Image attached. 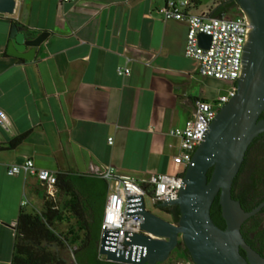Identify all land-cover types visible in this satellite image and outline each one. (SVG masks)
Returning <instances> with one entry per match:
<instances>
[{
    "label": "crops",
    "instance_id": "obj_1",
    "mask_svg": "<svg viewBox=\"0 0 264 264\" xmlns=\"http://www.w3.org/2000/svg\"><path fill=\"white\" fill-rule=\"evenodd\" d=\"M165 1L15 0L12 13H0V264H10L20 209L40 212L47 196L34 176L8 175V165L31 158L65 174L50 189L65 216L55 223L59 232L77 221L70 193L84 205L80 221L92 223L93 212L102 217L107 187L91 198L87 182L105 185L98 174L109 166L134 176L173 174L180 149L169 130L195 117L197 100H214L229 86L201 76L184 55L187 26L161 18ZM217 3L197 13L210 15ZM200 5L193 0L191 10ZM14 24L27 38L48 31L32 60L7 54Z\"/></svg>",
    "mask_w": 264,
    "mask_h": 264
},
{
    "label": "water",
    "instance_id": "obj_2",
    "mask_svg": "<svg viewBox=\"0 0 264 264\" xmlns=\"http://www.w3.org/2000/svg\"><path fill=\"white\" fill-rule=\"evenodd\" d=\"M251 25L245 33L240 75L235 94L219 108L203 133V140L192 153L182 176L177 198L157 204L158 208L179 207L177 222L169 221L142 205L140 231L127 234L124 249H110L107 234H100L98 252L109 261L128 264H156L167 260L182 241L193 264H264V257L244 240L240 227L264 206V200L244 210L231 196V186L251 141L264 132V0H237ZM15 0H0V13L10 14ZM48 36L43 31L27 38L26 28L12 26L6 52L32 60L37 47ZM208 47L209 35H198ZM211 170L208 178L207 172ZM219 195L225 227L215 225L210 207ZM243 249L245 255L240 253Z\"/></svg>",
    "mask_w": 264,
    "mask_h": 264
},
{
    "label": "built area",
    "instance_id": "obj_3",
    "mask_svg": "<svg viewBox=\"0 0 264 264\" xmlns=\"http://www.w3.org/2000/svg\"><path fill=\"white\" fill-rule=\"evenodd\" d=\"M71 1V0H62ZM193 0H166L157 9L163 20L185 22L186 36L184 55L197 63L201 76L224 81L229 84L224 93L214 100L199 99L195 103V117L181 127L169 130L171 136L179 139V152L172 156L173 174L157 173L149 176H134L118 173L114 167H106L98 176L107 183V197L101 217V233L107 234L110 249H124L127 234L139 232L141 216L138 213L148 196L152 205L177 198L186 165L202 136L207 125L236 92V78L240 75L242 48L245 33L251 29L245 14L229 18L226 13L218 16L195 13L191 10ZM209 35L208 47L200 45L198 35ZM117 73L128 75V66H118ZM112 143V138H108ZM8 175L24 174L34 176L46 188L50 197V189L55 188L56 173L45 168H38L31 158L20 163L7 166ZM27 201L23 200L21 205ZM102 255V254H101ZM104 256V255H102ZM105 257V256H104ZM175 264H193L181 256Z\"/></svg>",
    "mask_w": 264,
    "mask_h": 264
},
{
    "label": "trees",
    "instance_id": "obj_4",
    "mask_svg": "<svg viewBox=\"0 0 264 264\" xmlns=\"http://www.w3.org/2000/svg\"><path fill=\"white\" fill-rule=\"evenodd\" d=\"M236 3L237 0H232L229 5ZM229 5H222L218 2L210 10V15L227 14L230 11ZM259 118L264 119V110ZM24 137L25 134L14 138L10 141L9 146L14 148ZM211 170L209 169L207 172L208 178ZM64 177L65 174L57 173L56 185L59 182H64ZM99 179L105 181L100 177ZM106 184L101 185L95 181L87 182L86 186L90 187L88 196L91 198L98 195L103 196L107 187ZM263 185L264 146L248 175V179L245 180L241 177L239 169L232 182L231 196L240 202L244 210H251L264 200V190L261 189ZM69 196L67 206L77 217V221L72 228L65 232H59L55 225L56 222L65 219L62 207L60 208L56 203L50 202L49 196H46L43 209L40 212L25 207L20 209L15 225L10 264H69L66 257L68 250H71L75 264H128L109 261L98 252L101 234V218L98 217V211L93 212L94 221L92 223H87L85 220L80 221V216L83 215V209L80 211V206L84 208V205L79 204L77 195L70 193ZM161 211L168 216L169 221H178L180 211L177 205L163 207ZM261 211H264V206L241 224L240 232L246 243L264 256V223L263 217L259 215ZM209 213L215 225L220 228L225 227L218 194L211 204ZM176 250L186 259L191 260L182 241H178ZM240 253L245 255L242 249H240Z\"/></svg>",
    "mask_w": 264,
    "mask_h": 264
},
{
    "label": "flooded vegetation",
    "instance_id": "obj_5",
    "mask_svg": "<svg viewBox=\"0 0 264 264\" xmlns=\"http://www.w3.org/2000/svg\"><path fill=\"white\" fill-rule=\"evenodd\" d=\"M231 2H232V0H220L219 4H222V5H227L228 4L229 5ZM229 10H231V11L232 10L241 11L237 3L235 5H229ZM263 146H264V132L258 134L251 141V143L249 144V146H248V148H247V150L245 152L244 159H243V161L241 163V166H240V175L245 180L248 179V175L250 174L251 169L253 168L254 163L256 162V160L258 158V155L261 153ZM261 189L264 190V185L262 186ZM259 215L261 217H263V223H264V211H261L259 213ZM174 249H177V246ZM156 264H158V263H156Z\"/></svg>",
    "mask_w": 264,
    "mask_h": 264
},
{
    "label": "rangeland",
    "instance_id": "obj_6",
    "mask_svg": "<svg viewBox=\"0 0 264 264\" xmlns=\"http://www.w3.org/2000/svg\"><path fill=\"white\" fill-rule=\"evenodd\" d=\"M216 1V2H219L220 0H201V5L198 6V10H196L195 8H193V12L197 13V12H200V11H204V12H207L208 9H210L211 5L213 6V2ZM240 15V12L239 11H235V10H230L228 13H227V16L229 18H235L236 16ZM224 93V92H223ZM144 204H145V207L147 210L167 219V215H165L160 208H158L156 205H152L148 196H145L144 197ZM71 250H68V252L66 253V257H67V260L69 262V264H72L73 260H72V254H71ZM182 255L177 252L176 249H173L170 253V256L167 260L163 261V262H160L158 264H175V262L181 257Z\"/></svg>",
    "mask_w": 264,
    "mask_h": 264
}]
</instances>
